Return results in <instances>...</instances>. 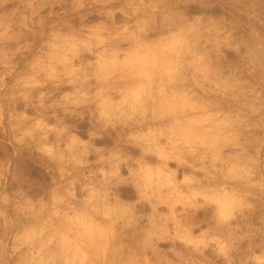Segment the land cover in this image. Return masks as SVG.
<instances>
[{
	"label": "clouds",
	"instance_id": "1",
	"mask_svg": "<svg viewBox=\"0 0 264 264\" xmlns=\"http://www.w3.org/2000/svg\"><path fill=\"white\" fill-rule=\"evenodd\" d=\"M0 264H264V0H0Z\"/></svg>",
	"mask_w": 264,
	"mask_h": 264
},
{
	"label": "rangeland",
	"instance_id": "2",
	"mask_svg": "<svg viewBox=\"0 0 264 264\" xmlns=\"http://www.w3.org/2000/svg\"><path fill=\"white\" fill-rule=\"evenodd\" d=\"M230 55H231V54H230ZM82 134H83V133H82ZM105 142H107V141H105ZM22 168L25 170V172L27 173V175H28L30 178L35 177V178L39 179V177H36V172H35V170L31 169L30 166L22 165ZM125 194L128 195V196H131V192H130V191H126Z\"/></svg>",
	"mask_w": 264,
	"mask_h": 264
}]
</instances>
